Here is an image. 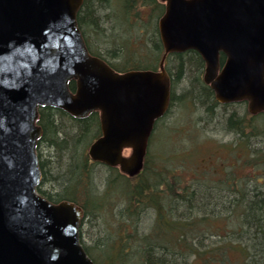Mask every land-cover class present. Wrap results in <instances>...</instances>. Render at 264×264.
Returning a JSON list of instances; mask_svg holds the SVG:
<instances>
[{"label": "water", "instance_id": "95a60500", "mask_svg": "<svg viewBox=\"0 0 264 264\" xmlns=\"http://www.w3.org/2000/svg\"><path fill=\"white\" fill-rule=\"evenodd\" d=\"M83 1L0 0V264H94L80 242L83 209L36 191L39 107L79 119L98 111L102 134L89 157L130 177L169 107L168 54L197 51L220 103L264 112V0H161L159 69L125 73L89 53L77 24Z\"/></svg>", "mask_w": 264, "mask_h": 264}, {"label": "trees", "instance_id": "16d2710c", "mask_svg": "<svg viewBox=\"0 0 264 264\" xmlns=\"http://www.w3.org/2000/svg\"><path fill=\"white\" fill-rule=\"evenodd\" d=\"M148 8L145 20L141 11ZM163 12L159 0H84L77 22L89 51L115 71L155 70L164 51L158 29ZM134 32L140 38L136 43ZM143 32L145 39L141 40ZM89 33L102 38L99 45H106L114 61L93 50ZM166 67L172 94L177 85L184 83L185 93L178 96L179 100L184 96L182 101L190 100L200 107L207 127H224L237 136L235 146L250 153L243 161L254 165L253 176L225 172L227 183L233 181L234 196L222 209L228 205L241 207L234 231L223 228L221 210L200 218L197 212L209 209L211 204L210 199L205 202L203 185L197 189L184 185L175 172L166 177L149 166V153L136 181L118 169L91 162L87 149L101 135L98 113L77 119L60 109H39L38 124L43 135L37 154L42 180L37 190L53 203L69 201L83 209L80 239L96 264H264V127L259 129L253 119L246 122L245 116L230 110L233 105L216 101L214 92L202 80L204 63L197 52L170 54ZM75 88V82H71L70 89ZM254 139L263 147H252ZM98 166L105 167L109 174L102 180L106 181L101 189L97 182L101 179L95 173ZM207 190L212 191L209 187ZM119 196L124 203L115 211L110 203L114 204ZM149 210L157 217L150 228H145L144 216ZM108 211L119 228L99 242L101 230L93 226L92 239L96 241L91 249L98 252L96 257L85 245L82 226L97 217L104 221Z\"/></svg>", "mask_w": 264, "mask_h": 264}, {"label": "rangeland", "instance_id": "374dc122", "mask_svg": "<svg viewBox=\"0 0 264 264\" xmlns=\"http://www.w3.org/2000/svg\"><path fill=\"white\" fill-rule=\"evenodd\" d=\"M150 9H143L141 11V17L145 20L149 17ZM111 24H107L106 27H110ZM138 31L135 29L134 31ZM136 31V32H137ZM110 32V31H109ZM133 34V43H136L137 34ZM89 43L93 50L109 58V51L105 44L99 45V40L95 34L89 33ZM145 39L144 32L141 35V40ZM163 56V55H162ZM162 58V57H161ZM184 83L177 85L168 114L157 124V128L153 134L150 149H149V166L153 167L156 171L162 172L163 175L169 177V172H175L179 175L181 183L184 185H191L195 189L202 186L203 197L206 201L210 199L209 209L197 212L200 218L211 215L212 212L219 211L223 213V220L225 225L224 229L234 231L236 229L237 216L240 215L241 207L226 208L222 207L231 201L234 196L233 181L230 184L227 183L229 173L233 176H253L254 165L248 164L247 161H243L244 158L249 156V152L235 146L237 136L227 132L224 127L216 128L215 126L207 127L203 123L205 118L204 112L198 106H194L190 100H179L182 93H185ZM177 95V97H175ZM230 110H236L238 114H244V104H235ZM204 117V118H203ZM203 118V119H202ZM254 124L259 125V129H263L261 119L253 121ZM252 147H263V144L257 143V140L252 141ZM251 147V148H252ZM253 154V153H252ZM211 157V158H210ZM261 162V161H260ZM262 164V162H261ZM263 166V164H262ZM261 167V165L259 166ZM98 170V171H97ZM96 177L98 179L99 188L101 189L106 180L102 182L104 178L109 175L107 169L103 166H98L95 169ZM103 173H99V172ZM262 171V169H261ZM106 172V173H105ZM227 178H226V173ZM101 174V175H100ZM225 174V175H224ZM231 175V177H232ZM238 182V180H237ZM239 183V182H238ZM242 183H245L243 181ZM165 186V185H164ZM209 187L212 191L207 190ZM42 189L46 190L45 186ZM115 198L114 206L116 210L119 209L124 203V199L119 196V199ZM165 198L161 199L165 202ZM238 206V205H236ZM233 208V209H232ZM107 212L104 221L102 218H94L93 222L84 223L86 226H82V238L85 245L90 248V251L94 256L98 257V252L91 249L96 240L92 239L93 226H98L101 230L99 242L103 240L111 231L115 234L118 231V225L114 221L112 212ZM114 212V211H113ZM212 216V215H211ZM145 228H150V225L156 219V213L153 210H149L145 213ZM211 219V217H210ZM222 219V218H221Z\"/></svg>", "mask_w": 264, "mask_h": 264}, {"label": "flooded vegetation", "instance_id": "af4514ba", "mask_svg": "<svg viewBox=\"0 0 264 264\" xmlns=\"http://www.w3.org/2000/svg\"><path fill=\"white\" fill-rule=\"evenodd\" d=\"M234 113H235V112H234ZM242 114H243V113H242ZM237 115H238V113H237ZM238 116H240V114H239ZM243 116H245V117L247 118L246 122H247L248 120H250L251 118H253V116H251V115H249V114L247 113V108H245V111H244ZM245 124H246V123H245ZM246 125H247V124H246Z\"/></svg>", "mask_w": 264, "mask_h": 264}]
</instances>
